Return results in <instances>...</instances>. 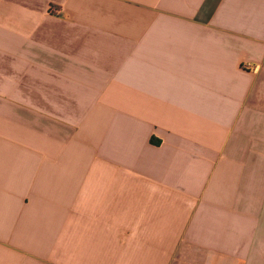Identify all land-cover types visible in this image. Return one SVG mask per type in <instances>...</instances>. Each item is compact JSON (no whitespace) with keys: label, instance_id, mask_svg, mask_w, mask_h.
I'll return each mask as SVG.
<instances>
[{"label":"crops","instance_id":"0c3cea01","mask_svg":"<svg viewBox=\"0 0 264 264\" xmlns=\"http://www.w3.org/2000/svg\"><path fill=\"white\" fill-rule=\"evenodd\" d=\"M0 264H264V0H0Z\"/></svg>","mask_w":264,"mask_h":264}]
</instances>
